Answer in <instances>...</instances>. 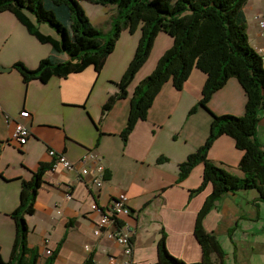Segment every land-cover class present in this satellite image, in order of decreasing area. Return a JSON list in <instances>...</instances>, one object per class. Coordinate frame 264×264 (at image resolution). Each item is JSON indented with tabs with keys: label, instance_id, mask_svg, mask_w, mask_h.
<instances>
[{
	"label": "crops",
	"instance_id": "0c3cea01",
	"mask_svg": "<svg viewBox=\"0 0 264 264\" xmlns=\"http://www.w3.org/2000/svg\"><path fill=\"white\" fill-rule=\"evenodd\" d=\"M107 8L110 19L114 7L107 5ZM243 10L248 41L262 55L264 28L258 21L264 19V0H247ZM31 19L35 21L32 16ZM89 19L100 29L90 16ZM109 25L110 22L107 29ZM37 26L42 33L58 39L46 25L37 23ZM163 34L166 33L156 35L149 57L127 87V96L116 99L103 113L102 105L117 92L115 82L133 56L135 39H124L126 51L114 57L108 55L99 73L88 66L67 76H52L46 82L39 79L24 82L13 63L21 61L35 68L41 59L53 54L52 46L30 34L11 12H0V66L10 67L0 71V254L3 259H9L14 240L15 222L10 212L19 204L21 179H29L39 162H51L49 149L63 152L75 168L46 171L36 197L35 212L27 215L26 220L30 228L28 245L42 254L46 248L54 250L63 238L54 264H82L90 255L93 264H104L111 255L117 260L125 258L120 244L92 234L96 215L90 210L92 202L108 205L120 192L128 196L130 214L121 216L120 222L131 238L134 262L157 264V244L162 232L171 254L186 262L202 259L194 227L212 184L207 183L202 190L192 193L202 181V162L184 179L178 181L177 176L178 164L205 141L210 130V114L205 109L198 107L190 113L201 96L205 73L193 68L181 89H176L170 80L165 82L146 118L136 121L125 142L121 137L135 86L173 44L172 37ZM56 57L68 58L65 53ZM245 102L243 88L231 77L212 94L208 107L215 114L243 115ZM23 109L29 112L24 122L30 136L19 146L12 137L13 122L7 124L5 115L17 117ZM256 138L264 149V112L257 123ZM241 155L234 139L221 134L210 146L207 158L241 176L238 167ZM160 156L167 160L157 162ZM99 165H103L104 172L102 185L97 188L91 178ZM67 190L72 193L71 199L65 198ZM261 213L256 189L227 192L216 202L202 219L203 228L216 236L225 253L222 259L213 253L214 264H229L227 243L233 242L238 252L251 231L250 222L259 220ZM235 262L241 263L237 255Z\"/></svg>",
	"mask_w": 264,
	"mask_h": 264
},
{
	"label": "trees",
	"instance_id": "16d2710c",
	"mask_svg": "<svg viewBox=\"0 0 264 264\" xmlns=\"http://www.w3.org/2000/svg\"><path fill=\"white\" fill-rule=\"evenodd\" d=\"M102 5H112L107 37L92 24L81 0H0V12L9 11L40 42L49 43L53 54L41 59L35 68L16 61L24 82L31 79L48 81L52 76H67L92 66L99 73L106 58L114 49L123 30L133 33L138 26L141 35L134 54L119 81L117 92L102 105L107 111L118 98L127 96V87L148 58L154 39L159 32L172 37L173 44L159 57L155 68L134 88L126 124L121 131L123 142L139 119H145L155 96L162 85L170 80L181 89L193 68L205 73L201 96L191 112L198 107L210 114V130L205 141L178 164L177 180L184 179L198 163L204 164L200 185L192 193L202 190L207 183L212 190L198 211L194 234L202 248V259L186 262L171 254L162 232L158 240L157 264H214L213 253L220 259L225 255L218 239L202 226V219L227 192L256 189L258 199L264 200V149L256 138L257 123L264 112L263 57L249 43L243 6L247 0H88ZM31 16L35 21H32ZM46 21L60 35L59 39L42 33L38 22ZM65 53L66 60L56 54ZM234 77L246 95L243 115L215 114L208 107L212 94ZM221 134L232 137L242 151L236 175L222 165L207 158V153ZM167 160L160 156L157 162ZM51 163L39 162L29 179H21L19 204L10 212L15 222V235L10 257L0 254V264H54L58 248L49 255L28 245L30 231L27 215L35 212L38 190L44 182ZM82 264H93L92 255ZM223 264V262L221 263Z\"/></svg>",
	"mask_w": 264,
	"mask_h": 264
},
{
	"label": "built area",
	"instance_id": "2783aa9c",
	"mask_svg": "<svg viewBox=\"0 0 264 264\" xmlns=\"http://www.w3.org/2000/svg\"><path fill=\"white\" fill-rule=\"evenodd\" d=\"M258 24L261 28H264V19H259ZM262 57L264 62V53ZM28 116L29 112L25 109L21 110L17 117L5 115L7 124L11 121L13 122V139L20 144H23L30 136L29 128L24 122ZM48 154L51 157L50 163L52 170L57 168L71 170L75 168L74 162L68 159L63 152L49 149ZM103 172V165H99L96 168V173L91 178V183L97 188L102 185ZM65 198H72V193L69 190L65 192ZM90 210L96 215L94 226L92 227V234L94 236H105L108 239L114 240L122 246V253L125 256L123 260H117L115 256L111 255L104 264H139L133 261L132 241L120 222L121 216L130 214L127 194L125 192L118 193L108 205H99L94 201L90 204ZM50 253L51 250L46 248L44 255H49Z\"/></svg>",
	"mask_w": 264,
	"mask_h": 264
},
{
	"label": "rangeland",
	"instance_id": "374dc122",
	"mask_svg": "<svg viewBox=\"0 0 264 264\" xmlns=\"http://www.w3.org/2000/svg\"><path fill=\"white\" fill-rule=\"evenodd\" d=\"M81 5L86 10L88 17L90 16L91 20L98 23V26L100 28L99 30L102 32L103 36L107 37L109 34L108 32L111 28V26L109 25L110 27H109V29H107L108 23L110 22L109 21L110 19H108V15L110 12L107 8V5L93 3V2H90L88 0H81ZM113 13H114V11L111 12V15ZM38 24L46 25L48 28H50L56 34V37L58 39L60 38L59 33L52 26H50L48 24V22L43 21V22H38ZM123 33L124 34H122V36H119V38L117 39L115 46H114V49L110 53L111 55L109 54L111 57H114L117 54H121V53L123 54L126 51L127 46L125 45L124 39H129V41L131 39H135L136 45H134L135 46L134 48H136L138 40H139L140 35H141V29H140V26H138L137 29L133 33L129 32L128 30H125V32H123ZM163 35H166V34H163ZM151 50H152V48H151ZM134 51H135V49H134ZM132 54H134V53H132ZM156 64H157V62H156ZM156 64H155V66H156ZM155 66H154V68H155ZM223 114H227V113H223ZM228 114H231V113H228ZM238 116H241V115H238ZM16 144H18L19 146L21 145L17 141H16ZM230 172H232V171H230ZM261 206H262L261 217L259 218V220H255V221L250 222L251 231L248 235L245 236L246 241L239 246L240 247L238 250L239 253L236 252V248H235L236 246L233 242L231 244L227 243V245H228L227 249L230 253L229 254L230 256L228 258L229 264H236V262H235V256L236 255H237L238 259L241 260L240 264H264V200H261Z\"/></svg>",
	"mask_w": 264,
	"mask_h": 264
},
{
	"label": "water",
	"instance_id": "95a60500",
	"mask_svg": "<svg viewBox=\"0 0 264 264\" xmlns=\"http://www.w3.org/2000/svg\"><path fill=\"white\" fill-rule=\"evenodd\" d=\"M10 67L0 66V71H7Z\"/></svg>",
	"mask_w": 264,
	"mask_h": 264
}]
</instances>
